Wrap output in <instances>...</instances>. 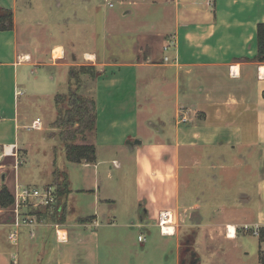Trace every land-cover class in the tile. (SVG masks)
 Wrapping results in <instances>:
<instances>
[{
    "label": "crops",
    "instance_id": "crops-1",
    "mask_svg": "<svg viewBox=\"0 0 264 264\" xmlns=\"http://www.w3.org/2000/svg\"><path fill=\"white\" fill-rule=\"evenodd\" d=\"M64 1L69 8L82 5L80 11H69L68 22L74 19L86 25L94 19L95 38L116 33L131 38L133 45L120 39L116 43V50L127 52V59L106 55L96 45L72 50L71 62L42 61L38 45L26 47L29 33L23 31L20 40V0H0V7L13 13V27L0 29V174L5 176H0V187L6 185L14 197L16 185L22 184L17 169L28 162L32 146L22 130L50 129L40 117L27 123L29 114L19 105L23 87L36 99L44 91L29 87L20 67L28 63V57L37 67L66 71L73 64L87 65L98 72L92 77L95 91L90 95L97 112L92 142L97 158L72 163L94 174L95 189L75 188L95 196L94 210L81 215L73 203L69 206L75 180L67 175L71 192L66 207L57 206L56 215V208L34 210L39 222L22 227L18 240L11 242L12 207L0 206V264H15L14 255L17 264H261L264 241L253 231L264 227V78L259 77L261 67L264 74V62L256 60L264 0H119L133 6L115 14L110 30L97 15L98 0ZM120 16L129 19L124 23ZM50 50L55 57L67 55L62 43ZM233 71L238 75L233 76ZM155 90L175 109L172 137L167 136V128L173 120L162 115L158 126L154 121L147 123L159 134L156 140L143 136L150 130L142 124L139 107V97L151 104ZM37 120L39 128H34ZM102 150L116 154L100 158ZM204 158L208 161L203 162ZM108 163L109 176L114 168L135 164L132 199H123L112 185L103 192L102 172ZM199 166L207 174L197 177L193 172L188 177L190 167L194 171ZM58 180L45 186L58 189ZM220 182L225 187L216 196L210 184L217 187ZM24 185L39 187L31 182ZM191 189L195 191L189 193ZM214 197L218 202L211 204ZM161 212L169 214L170 234L160 228L151 246L145 245V236L139 239L142 234L136 240L135 228L159 225ZM231 226L234 233L229 236ZM185 231L196 232L195 261L181 258ZM147 249L162 251L165 259L150 261L144 256Z\"/></svg>",
    "mask_w": 264,
    "mask_h": 264
},
{
    "label": "rangeland",
    "instance_id": "rangeland-1",
    "mask_svg": "<svg viewBox=\"0 0 264 264\" xmlns=\"http://www.w3.org/2000/svg\"><path fill=\"white\" fill-rule=\"evenodd\" d=\"M60 1L63 3V6H60L57 0H20L18 4V19L21 36L20 40L21 42L23 40V31L29 33L31 39L28 41L26 47L32 49L33 43L34 45H38L41 53L39 54L38 51L37 54L40 55L42 61L48 62L51 61L50 59H52V61L62 59L63 61L71 62L73 59L72 50L94 49L96 48V45L99 49H101L99 51L104 52L106 55L125 59L128 58L127 52L123 53L120 50H116V43L120 39L122 42H125L128 45H133V40L131 38H126L124 36L118 37L116 33L105 35L100 33V35L95 38L97 27V22H95L96 20L90 19L88 22H86V25L81 24L78 20L73 19L69 22L66 20V17L71 15L68 14L69 11H80L82 5L77 4L75 7L69 8L68 6H64V0ZM111 3L113 4L112 6L110 5ZM98 4H100V11L99 14L97 13V15H99L100 18L105 19L104 26L109 30L112 27L111 21H113L112 18L115 16V14L122 13L125 9L133 6L131 2L128 4H122L119 0H98ZM92 10H95V8ZM94 12L95 11H93L92 14ZM119 18L122 19L124 23L127 19H129L124 18L123 16H120ZM101 25L103 26V24H101L99 21L98 28H101ZM55 43H62L65 46L67 51V55L65 57H62L63 55H58L55 57V52L54 55H51L50 48ZM29 51L37 52V50ZM144 52H146V50ZM27 60L28 63L25 62L24 65L20 67L22 75L24 76V82L26 81L29 87H32L33 89H40L44 91V94H42V96H38L36 99L32 93L28 92L25 90V87H23V94L19 96V105L20 108L24 110V112H28L29 114L27 123H31L33 119L40 117L45 127H50V129H47V131H38L24 128L22 130L24 137L31 139L32 146L29 151L28 162L21 168L17 169L18 180L22 184L31 182L37 184L39 187H44L46 183H50L51 181L52 182L50 184H55L56 180L58 179L59 183L62 184L64 179L67 177L64 178L59 176L57 179L56 175L58 171H61L63 174L65 173L66 176L68 175L71 179L75 180L73 183L74 195H72L69 206L73 203L76 206L78 213L81 215H86L87 213H91L94 210L95 196L90 191V194H88L80 192V190H76L75 188L88 185L89 187H92V189H95L93 181L94 174L90 169H86L79 164L69 162L66 159L64 147L66 142H69V140L63 141V137L64 135L68 134V132L70 134V131L76 128V138L72 140V143L93 144L92 142L96 136L97 124L95 123L94 125L93 121H89V118L86 117L85 119L87 122L85 123V126L83 125L79 127L78 124H75L76 127L72 128L71 126L70 128L69 124L64 126L60 125V123H57V119L59 117L58 111L60 108L63 112V122L65 116L71 117V114H68V112L73 109L70 103V90L78 91L89 98H91L90 95H94L95 83L92 79V75L90 74L91 71L89 70V67L91 66L73 64L70 68H68L69 71H66L64 68L61 69L52 66L37 67L32 64L33 60H31L30 57H28ZM77 61H79V59H77ZM67 76H69V86L67 84ZM154 81H157V84L159 83V80L156 77ZM158 91L159 90H155L154 95L157 96L154 97V100L151 104L145 102L144 97H139L141 121L142 124H144L143 126H146L145 128L150 130L149 132H147V130L146 132H143V136L145 138L147 137L154 140L159 137V134L155 129L148 127L147 123H149V121H154V123H156L155 125L158 126L161 122V118L159 117L162 115V117H166L169 120L171 119V121L173 120V123L169 124L167 128V136L172 137L174 135L173 125L175 121V109L173 103L164 102L166 100H163L161 92L159 91V93ZM58 92H63L60 94L61 104L59 105L56 102V98H54V95ZM62 95H64L66 98L64 101V97ZM147 117L150 120H148ZM194 152H196V150H194ZM99 153L100 158H110L116 154V152L111 153L103 150ZM207 161L208 160L205 158L203 159V162ZM109 165V163L104 164V172H102L101 184L103 183V192L106 191L107 185H112L117 187L116 190H120L123 199H132L135 194L136 187L135 164L129 163L128 165L123 166L121 170L114 168L113 174L110 176L106 170ZM190 168L191 171L188 173V177H190L191 173L193 174V172L194 175L195 173H198L199 176L197 177H204L208 172L206 168L201 166L194 167V171H192L193 167ZM210 170L211 169H209V172ZM0 176L2 177V174H0ZM10 177L11 173L9 174V179ZM209 182L211 183V180H209ZM205 184L207 185V183H204V185ZM210 185L211 187H214L211 189L216 190L214 193L216 196L221 195L222 193L220 192L225 187L222 182L217 184V187L214 184ZM203 188L206 189L205 187ZM192 190L195 191L194 189H191L189 193ZM215 199L216 197H214L210 203L213 204L212 202H218ZM209 209L210 207L204 209V212H208ZM135 219H137V222L139 218L137 217ZM135 230L136 240L139 234H142L147 238L148 241L145 242L146 246H151V244H153L152 240L158 237V235H155L160 233L159 225L147 227L145 229L135 228ZM184 234L183 246L181 247V258L183 261H195L198 256V252L195 250L193 245L196 232L185 231ZM247 239L250 241L254 240L251 236H247ZM136 242L140 245L138 241ZM253 244V246L256 247L255 241ZM224 245L227 246V243H224ZM161 252L162 251L157 253L156 251L154 252L151 249H147L144 256H146L145 258L147 259L149 258V260L152 262H162L163 258L165 259V257L161 255ZM205 256L209 257V254H205Z\"/></svg>",
    "mask_w": 264,
    "mask_h": 264
},
{
    "label": "trees",
    "instance_id": "trees-1",
    "mask_svg": "<svg viewBox=\"0 0 264 264\" xmlns=\"http://www.w3.org/2000/svg\"><path fill=\"white\" fill-rule=\"evenodd\" d=\"M13 27V13L11 9L0 7V29H9ZM257 56L256 60L259 62H264V22H260L257 27ZM91 71L92 77L97 76V71L95 67H89ZM70 103L73 109L68 112V114H71V117L68 116L64 118V122L62 121V110L59 109V117L57 119V123H60V125H66L69 124L70 128L72 126L76 127L75 124H78L79 127L85 126V123L87 120L86 117L89 118V121L92 120L94 125L96 123V108H95V101L94 98H89L84 96L83 94L79 93L78 91L70 90ZM64 97V95H62ZM61 95L58 94L56 96V102L57 104H61ZM66 98H63V101ZM90 103V104H89ZM61 107V106H59ZM91 118V119H90ZM69 121V122H67ZM95 127V126H94ZM77 129L74 128L72 131H70V134L64 135L63 141L69 140V142H66V145L64 147L65 149V155L66 159L70 162H95L96 161V147L94 144H75L72 143V140L76 138ZM60 177L66 178V174L62 173L61 171H58L56 178L58 179ZM71 192V189L69 188V180L68 177L64 179V181L58 184L57 189V195H58V206L66 207V199L68 194ZM14 201V197L8 187L6 185H2L0 187V206L1 207H9ZM57 209V208H56ZM55 209V210H56ZM58 209L55 211V215L57 213ZM262 241H264V227L260 229V236ZM261 258V264H264V249L261 250L260 254Z\"/></svg>",
    "mask_w": 264,
    "mask_h": 264
},
{
    "label": "built area",
    "instance_id": "built-area-1",
    "mask_svg": "<svg viewBox=\"0 0 264 264\" xmlns=\"http://www.w3.org/2000/svg\"><path fill=\"white\" fill-rule=\"evenodd\" d=\"M112 5V4H111ZM168 60V57H166ZM259 69V77L264 78V74ZM233 76H237L238 73L235 71L231 72ZM183 120H186L183 119ZM39 120L33 123L34 128H39ZM58 206V195L57 189L53 186L37 187L31 185H24L18 183L15 188L14 201L11 204L13 212V229L8 234V239L11 242L18 240L20 229L27 225H34L39 222V217L34 210L39 208H57ZM159 226L161 231L165 234H170L165 227H170V220L167 218V212H161L159 217ZM255 235L260 236V230L257 228L253 231ZM230 234V229L228 230ZM141 241L145 240L144 236L141 235L139 238ZM14 263H18L16 255L13 256Z\"/></svg>",
    "mask_w": 264,
    "mask_h": 264
},
{
    "label": "bare ground",
    "instance_id": "bare-ground-1",
    "mask_svg": "<svg viewBox=\"0 0 264 264\" xmlns=\"http://www.w3.org/2000/svg\"><path fill=\"white\" fill-rule=\"evenodd\" d=\"M167 218H168V219L170 218V217H169V214H167ZM165 228H166V230H167L168 232L172 231V229H171V228H170V229H169L168 227H165ZM230 233H231V234H233V233H234V229H233V227H232V226L230 227Z\"/></svg>",
    "mask_w": 264,
    "mask_h": 264
},
{
    "label": "water",
    "instance_id": "water-1",
    "mask_svg": "<svg viewBox=\"0 0 264 264\" xmlns=\"http://www.w3.org/2000/svg\"><path fill=\"white\" fill-rule=\"evenodd\" d=\"M2 178H5V176L3 175Z\"/></svg>",
    "mask_w": 264,
    "mask_h": 264
}]
</instances>
